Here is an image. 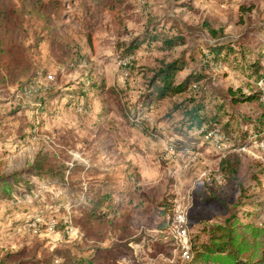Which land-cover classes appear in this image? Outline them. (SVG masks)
Here are the masks:
<instances>
[{
  "label": "rangeland",
  "instance_id": "374dc122",
  "mask_svg": "<svg viewBox=\"0 0 264 264\" xmlns=\"http://www.w3.org/2000/svg\"><path fill=\"white\" fill-rule=\"evenodd\" d=\"M50 1L33 10L26 0H0L15 69L0 84V177L31 171L38 156L57 173L48 182L23 174L13 199L0 198V263L75 264L116 251L115 264H173L181 254L176 211L185 215L191 251L206 241L205 226L235 211L264 225V134L254 130L264 121V79L252 77L238 53L215 58L207 50L243 40L259 53L264 0H87L89 14L79 21L72 12L65 22ZM151 24L184 40L174 59L186 69L175 82L190 84L143 106L152 71L167 56L156 45L131 55L121 47ZM231 89L262 99L235 105ZM194 109L205 118L201 127L190 122ZM229 158L240 164L237 181L221 168ZM107 172L117 213L98 220L85 202ZM169 199L172 226L159 232L154 214Z\"/></svg>",
  "mask_w": 264,
  "mask_h": 264
},
{
  "label": "trees",
  "instance_id": "16d2710c",
  "mask_svg": "<svg viewBox=\"0 0 264 264\" xmlns=\"http://www.w3.org/2000/svg\"><path fill=\"white\" fill-rule=\"evenodd\" d=\"M26 1L28 5L32 6L33 10H37L39 5L42 7L48 6L43 5L41 0ZM49 5L52 6L50 11L53 12L61 22L69 21L72 12L79 21H82L83 17L89 14L87 0H51ZM111 10H113V8H111ZM242 11L246 13L251 12L252 8H243ZM15 13L18 14L19 12L15 11ZM3 19L5 21L6 15L3 9H0V84L12 81L14 74L13 70H15L8 59V46H13L11 38L14 37L13 34L10 33L11 27L3 22ZM258 29L259 28L255 29L256 31L253 32V36H256V34L260 32H258ZM213 34L216 38H219L217 33ZM183 43L184 40L182 38L171 35V30L166 33L163 28L160 29L159 24H151L149 31L143 37L122 45L121 49H123L125 55H131L143 44H147L149 47L154 45L160 47V53L167 56L166 60L168 63L164 61L161 67L152 71L153 75L148 83V93L143 102V106H147L148 102L151 100L158 98L163 99L168 96H177L188 91L190 81L180 84H176L175 82L178 72H182L186 69V65L182 63L184 62L183 60L174 59L176 49L182 46ZM260 47L263 49L259 53L252 54L249 51L247 43H244L243 40H239L236 43L217 42L214 45L208 46L207 50L209 54L215 58H220L221 56L226 57L229 53L233 55L238 53L240 55L238 59L246 63L245 65L248 67L251 76L264 79V41H262ZM234 48H237V50ZM247 51L249 55L251 54L250 56H252V61L250 62L246 61ZM170 58H172L171 61ZM221 61L222 60H220V62ZM94 89L101 90L102 87L95 84ZM229 95L235 105H239L240 103L249 105L258 104L262 99L261 93L247 96L240 90L233 91L232 89L229 90ZM69 96H72L73 99V95ZM44 110L43 108L41 111ZM197 112L198 110L194 109L191 110L188 115H192L190 122H192L193 125H199V127H201L205 123V118H203V115L199 116ZM254 130L264 134V121L256 124ZM246 136L247 135L244 136L242 132L243 140H247ZM235 160H230V158L225 159L221 164L223 171H225L233 181H237V175L240 170V164L237 159ZM89 171V173H91L92 170ZM23 174H32L47 182L57 176V173L51 170L49 161L41 156L37 157L31 171ZM23 174L16 173L0 177V198L7 200L13 199L16 188L21 183H25ZM100 175L101 174H93L91 176L98 177ZM103 175H105L104 182L100 187H93L89 191V195H87L89 201L87 200L85 202L86 205L91 206V216L98 220L112 213H117L116 205L113 203L115 193V191H113V174L107 172ZM58 176L61 177V175ZM261 178L260 175H254V183L261 186ZM92 193L94 194L91 195ZM171 199L160 204V209L154 214V217L157 218V222L156 225L153 226L159 232L168 231L172 226L173 203ZM239 214V212L235 211L231 213L223 223L205 226L201 230V235H204L206 241H195V244L192 246V251L190 250V264H264V225L257 226L253 221L245 222L244 219L240 218ZM115 253L116 251H105L100 255L93 253L86 257H81L82 259L75 261V264H97L99 258L105 260L106 264H115V259H113ZM181 261L182 254L175 259L173 264H180ZM0 264H5V262Z\"/></svg>",
  "mask_w": 264,
  "mask_h": 264
},
{
  "label": "built area",
  "instance_id": "2783aa9c",
  "mask_svg": "<svg viewBox=\"0 0 264 264\" xmlns=\"http://www.w3.org/2000/svg\"><path fill=\"white\" fill-rule=\"evenodd\" d=\"M173 222H174V231L177 240L180 243L182 258L186 260H190L191 259L190 245L188 242L187 224L184 213L181 211H176L174 214Z\"/></svg>",
  "mask_w": 264,
  "mask_h": 264
}]
</instances>
